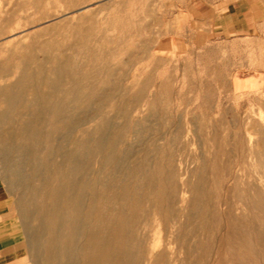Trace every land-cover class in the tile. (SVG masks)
<instances>
[{
  "label": "rangeland",
  "instance_id": "1",
  "mask_svg": "<svg viewBox=\"0 0 264 264\" xmlns=\"http://www.w3.org/2000/svg\"><path fill=\"white\" fill-rule=\"evenodd\" d=\"M48 55L74 59L84 127L110 118L132 175L145 158L162 169L150 188L134 180L138 199L123 182L104 193L115 217L136 204L134 264H264V0H0V68ZM103 94L113 98L89 121ZM25 171L23 186L0 179L2 254L18 250L21 231L24 264H45L35 248L46 238L24 234L14 205L26 185L35 200Z\"/></svg>",
  "mask_w": 264,
  "mask_h": 264
},
{
  "label": "bare ground",
  "instance_id": "2",
  "mask_svg": "<svg viewBox=\"0 0 264 264\" xmlns=\"http://www.w3.org/2000/svg\"><path fill=\"white\" fill-rule=\"evenodd\" d=\"M73 60L67 55H48L31 65L33 56H28L13 68H0V170L4 171L0 179L11 188L23 186L25 166L30 169L37 183L35 200L28 198L26 185L14 205L24 234L32 233L38 244L46 238V250L35 248L45 264H118V260L134 264L136 204L131 205L128 219L115 217L104 193L108 185L123 182L125 197L138 199L139 187L131 189L134 180H143L150 188L161 179L162 169L147 167L145 158L132 175L125 165L131 152L119 149L122 128L113 127L110 118L101 119L92 131L84 127L86 119L80 109L88 106V95L78 86ZM112 98L103 94L99 110L89 121L98 118L104 101ZM94 159L99 161L96 169ZM102 166L108 167L105 177L110 180H100ZM167 170L172 198L177 193V174L172 166ZM145 171L148 177L143 178ZM160 255H154V260Z\"/></svg>",
  "mask_w": 264,
  "mask_h": 264
},
{
  "label": "crops",
  "instance_id": "3",
  "mask_svg": "<svg viewBox=\"0 0 264 264\" xmlns=\"http://www.w3.org/2000/svg\"><path fill=\"white\" fill-rule=\"evenodd\" d=\"M17 227V226H16ZM16 227H11L10 230L14 229V231H16ZM12 232V231H11ZM10 232V233H11ZM17 232H14V234H16ZM21 235V241L19 242L18 246H17V251L13 252V253H10L9 255L6 254H2L4 248H5V245H6V241H3L5 240V234L3 237H0V264H24V240L22 238V234H21V231L20 233H18Z\"/></svg>",
  "mask_w": 264,
  "mask_h": 264
}]
</instances>
